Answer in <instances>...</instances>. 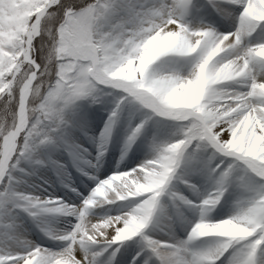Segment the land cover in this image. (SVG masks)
<instances>
[{
  "label": "snow or ice",
  "instance_id": "obj_1",
  "mask_svg": "<svg viewBox=\"0 0 264 264\" xmlns=\"http://www.w3.org/2000/svg\"><path fill=\"white\" fill-rule=\"evenodd\" d=\"M0 264H264V0H0Z\"/></svg>",
  "mask_w": 264,
  "mask_h": 264
},
{
  "label": "bare ground",
  "instance_id": "obj_2",
  "mask_svg": "<svg viewBox=\"0 0 264 264\" xmlns=\"http://www.w3.org/2000/svg\"><path fill=\"white\" fill-rule=\"evenodd\" d=\"M90 109L92 108H88L87 106L85 107V110L90 113ZM89 122L87 123V130H88V134L95 136L99 133L100 129L103 127V119H101L100 116H98L97 119L92 121V118L89 119ZM123 131L121 130L120 132H118L116 135H114L113 137V141L111 143V145L109 146V149L105 155V157L103 158V164H101V167L99 169V171L96 173L97 178L98 179H103L106 178L107 176H110L113 174V172L118 171V170H127V168L129 167H135L145 156L146 154V149L144 148L143 144L141 142H138L137 146L133 149V152L129 153V156L120 164V169H117L116 167V162L117 160H119V156H120V147L121 144L118 143V136L122 135ZM78 143H81L84 147H86L89 152H91L94 147L89 144V142L83 137V136H79L77 139ZM66 157H65V161H66ZM138 160L139 161L136 164H132V160ZM63 160V159H62ZM113 165H111V164ZM69 172L71 173L72 176V180H73V186L76 188H80V179L81 176H79L78 173H76L73 169H71V167L69 166ZM39 179H35V183L39 184L41 187L44 188H48V191L50 193H52L54 196L57 197H61L64 199H68L71 198L73 195L71 193H68L67 196L65 195L66 190L60 188L59 184L56 183L55 181V177L52 176V174L50 172H46V171H41L39 173ZM45 181H47L48 183H50L52 185V187H48V183H45ZM77 189V191H78ZM225 213L227 212V209L225 208ZM100 212H104V213H108L111 212L113 213V215L117 214L116 212V208L115 207H102V208H98L94 210V213H100ZM66 221H63L62 223L58 224L57 226L59 227H64L66 226ZM38 235V233H37ZM135 242H132L131 244H126L125 248H129L131 250V248H133L135 245ZM124 249L122 248L121 251H123Z\"/></svg>",
  "mask_w": 264,
  "mask_h": 264
},
{
  "label": "rangeland",
  "instance_id": "obj_3",
  "mask_svg": "<svg viewBox=\"0 0 264 264\" xmlns=\"http://www.w3.org/2000/svg\"><path fill=\"white\" fill-rule=\"evenodd\" d=\"M85 107H86V105L84 106V109H83V111H84V114H85V117H86V120H87V123L89 122V120H88V118L89 119H91L92 118V121L93 120H95V119H97L98 118V116H100L101 117V119H105L106 118V114H105V112L103 111V110H101V109H99V107L98 106H94L92 109H90V113H88L86 110H85ZM92 114H95V118H93V116H92ZM122 136H123V134L122 135H120V136H118V143H120L121 144V142H122ZM91 153H92V155H93V157H94V155H95V149H93L92 151H91ZM61 159H63V160H65V157H61ZM139 161V159L138 160H132L131 162H132V164H136L137 162ZM102 164H103V161H102ZM111 164V163H110ZM111 165H113V164H111ZM80 179V188L78 189V192H80V195H81V197H83V196H86L87 194H88V192L91 190V188L94 186V183L92 182V181H88L85 177H81V178H79ZM75 202H79V199L78 198H76V197H74V196H72L71 197ZM96 216H103V215H113V213H111V212H108V213H104V212H100V213H94ZM135 245V244H134ZM128 259H131V256H129L128 257Z\"/></svg>",
  "mask_w": 264,
  "mask_h": 264
},
{
  "label": "clouds",
  "instance_id": "obj_4",
  "mask_svg": "<svg viewBox=\"0 0 264 264\" xmlns=\"http://www.w3.org/2000/svg\"><path fill=\"white\" fill-rule=\"evenodd\" d=\"M227 227H228V226H225V225H222V226H221L222 229H225V228H227Z\"/></svg>",
  "mask_w": 264,
  "mask_h": 264
}]
</instances>
